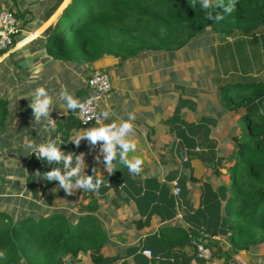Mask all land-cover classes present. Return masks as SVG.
<instances>
[{"label":"crops","instance_id":"crops-1","mask_svg":"<svg viewBox=\"0 0 264 264\" xmlns=\"http://www.w3.org/2000/svg\"><path fill=\"white\" fill-rule=\"evenodd\" d=\"M71 2L0 0V11H15L22 29L13 47L0 54V98L8 99L10 114L7 126L0 131V145L10 153V160L24 169V183L38 178L42 185L36 172L53 167L30 154L28 142L58 136L62 150L84 154L86 173L97 168L102 183L96 191L67 194L57 189V182L58 198L50 193L54 188L45 192L40 186L38 202L62 200L63 205H49L58 208L68 203L75 206L84 195L86 201L96 199L108 236L100 254L103 264H264V244L255 250L228 252L231 243L223 220L233 186V161L229 158L232 146L223 144V132L229 128L230 114L216 109L212 96L216 85L210 78L190 79L193 71L202 75L211 67L206 57L212 50L207 47L208 54L197 67L184 55L191 44L180 52L155 51L126 61L111 55L93 63L56 60L48 45ZM206 36L230 57H242L243 61L237 60L239 65L248 61L264 65V31L257 35V42L242 33L224 41L212 34ZM94 69L109 72L112 82L110 96L100 108L101 113L109 114L102 124L119 123L128 113L134 115L130 136L136 150L128 156L141 160L139 174H130L116 162L109 174L102 162V141L94 146L86 139L79 146L69 141L93 125L82 126L77 110H67L59 100V91L63 87L82 102L89 94L87 79ZM37 86L46 87L55 98L56 108L50 113L56 120L55 132L33 124L32 109L23 96ZM97 154L100 163L94 159ZM174 182L181 188L178 197L173 194ZM177 229L195 231L199 239L210 243L212 259H198L192 243L181 244L176 237ZM144 249H150L153 256L143 254ZM80 259L92 264L89 255L81 254Z\"/></svg>","mask_w":264,"mask_h":264},{"label":"trees","instance_id":"trees-1","mask_svg":"<svg viewBox=\"0 0 264 264\" xmlns=\"http://www.w3.org/2000/svg\"><path fill=\"white\" fill-rule=\"evenodd\" d=\"M193 2L72 0L53 29L49 53L68 62L93 63L105 55L126 61L155 51L180 52L209 34L224 41L242 33L257 42V35L264 31V0H235L233 11L227 15L219 6L202 10L199 0L194 7ZM205 11L212 12L213 17L220 12L224 18L208 19ZM212 44L210 39L212 51L206 57L211 67L202 75L193 71L190 79L210 78L216 85L212 95L216 109L238 115L228 120L229 128L223 132V144L232 146L229 158L233 161V186L223 221L231 243L229 253L255 250L264 244V65L254 61L239 65L237 60L243 61L242 57H230L226 49ZM9 116L8 99L0 98V131L7 126ZM8 164L23 175L18 163L11 160ZM3 178L0 175L10 184ZM15 182V189L1 192L10 195L13 203L5 208L0 199V251L4 252L0 264H81V254L89 255L92 264L104 263L100 254L108 236L96 199L86 201L84 195L75 206L50 207L51 199H45L47 205L38 202V189L43 186L48 192L57 181L43 180L40 185L38 178H29L25 187L17 188ZM175 235L181 244L192 243L196 249L198 233L177 229Z\"/></svg>","mask_w":264,"mask_h":264},{"label":"clouds","instance_id":"clouds-1","mask_svg":"<svg viewBox=\"0 0 264 264\" xmlns=\"http://www.w3.org/2000/svg\"><path fill=\"white\" fill-rule=\"evenodd\" d=\"M235 0H229L227 4L223 0H217L213 4V0H199V7L202 10H208L210 7L222 9L224 15L230 14L233 11ZM195 6V0L193 2ZM204 15L208 19L215 21L224 18L220 12H217L213 17V13L205 11ZM28 99V106L32 109L33 124H41L42 127L55 132L56 120L50 113L55 106V98L50 94L49 90L44 86H37L27 95L23 96ZM59 100L63 103L67 110H84V103L78 98H75L68 90L61 88L59 91ZM108 112L101 113L104 118L108 117ZM134 119L133 113L127 114V119H120L119 123L111 122L102 124L99 120L96 124L85 128L81 133H78L69 141L79 146L82 139H86L89 145L101 144L102 162L106 171L111 174L113 172V162L123 165L132 175L141 172V160L137 157L129 158V152H135L136 144L131 139L132 123ZM68 141V142H69ZM63 143L59 137L46 138L44 140L29 141L27 147L30 149V154H34L37 159L44 162L46 165H51V170L36 172L39 178L46 182L57 181V189H63L65 193L71 194L74 190L96 191L100 188L102 180L96 174V169H92V174H87L85 169L84 154H75L71 151L62 150ZM94 159L97 163L101 162V155L97 154ZM116 170V169H115ZM4 256V252L0 251V258Z\"/></svg>","mask_w":264,"mask_h":264},{"label":"built area","instance_id":"built-area-1","mask_svg":"<svg viewBox=\"0 0 264 264\" xmlns=\"http://www.w3.org/2000/svg\"><path fill=\"white\" fill-rule=\"evenodd\" d=\"M22 32L18 18L10 10L0 11V52H7L16 42ZM88 96L82 101L84 110L76 111V117L82 126L95 125L96 121L103 122L100 108L107 101L112 91V82L109 72L94 69L87 79ZM173 194L178 197L181 191L177 182L173 183ZM196 257L200 260H210L213 257L212 249L204 238L194 240ZM143 254L152 257L150 249H144Z\"/></svg>","mask_w":264,"mask_h":264},{"label":"rangeland","instance_id":"rangeland-1","mask_svg":"<svg viewBox=\"0 0 264 264\" xmlns=\"http://www.w3.org/2000/svg\"><path fill=\"white\" fill-rule=\"evenodd\" d=\"M63 24H65V23H63ZM208 40H209V38L207 36L204 37V38H201V39H199V41L193 47H191V48L189 47V49L185 50L186 52L184 53V55L186 54L188 56V58L191 60V63L193 64V67H197L196 63L199 62L202 59L204 60L203 55L206 56L208 54V48H207L208 47ZM202 48H203V50H201ZM201 53H203V54H201ZM196 73L197 72L194 71V75ZM227 117H229V116H227ZM236 118H238V115L235 114V115H230V118L229 119H236ZM7 155L8 154H6L5 150L3 149V146L0 145V167L2 169V172H1L0 175H2L4 177L3 178L4 180L10 181V184H6V181H3V180L0 179V196H1L0 199H1V205H4L5 208H6V206L7 207L8 206H11L13 202H12V199H11V196L10 195H6V194L1 195V192L2 191L5 192L6 190L10 189L11 187L13 189H15L14 186H12V185L14 184V182H15L16 179H18L15 182L17 184L15 186L16 188L18 186L25 187V185H26L24 183V178H23L24 176L23 175L19 176L16 173V171L13 170L14 168L12 167V169H11V167L9 166L8 161H11L10 159L12 158V156L11 155L7 156ZM3 183H4V185H3ZM50 193H52L54 195V197L57 196V192H56L55 188L53 190H51ZM56 198H58V197H56ZM54 202H55V204H58V205H59V203L62 204V205L64 203L62 200H59V201H53L52 200L51 203L54 204ZM42 203L44 205H47V203L45 202V200H43ZM67 262H68V259H67ZM81 264H83V260H81Z\"/></svg>","mask_w":264,"mask_h":264},{"label":"water","instance_id":"water-1","mask_svg":"<svg viewBox=\"0 0 264 264\" xmlns=\"http://www.w3.org/2000/svg\"><path fill=\"white\" fill-rule=\"evenodd\" d=\"M222 35L224 36V35H225V33H222Z\"/></svg>","mask_w":264,"mask_h":264}]
</instances>
